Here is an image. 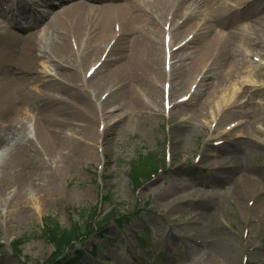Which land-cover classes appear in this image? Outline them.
<instances>
[{"label":"bare ground","instance_id":"obj_1","mask_svg":"<svg viewBox=\"0 0 264 264\" xmlns=\"http://www.w3.org/2000/svg\"><path fill=\"white\" fill-rule=\"evenodd\" d=\"M4 6L8 10L4 11ZM180 18L183 23L178 26L176 21ZM167 22L172 49L180 37L193 35L178 51L171 52L169 73L165 59L166 33L162 30ZM117 26L118 39L115 38ZM72 38L78 45L77 52L69 43ZM111 40L115 42L109 49ZM191 45L196 47L190 48L193 50L190 52L187 49ZM254 52L258 54L255 57L264 59V0H0V186L15 178L18 188L13 197L23 201L28 189L57 182L52 158L61 157L65 163L66 154L69 164L78 156L91 159V147L74 142L65 131L81 123L86 139H93L96 130L93 115L104 120L115 116L133 121L152 105L161 106L164 111L166 97L173 102L182 92L190 98L175 103L173 111L189 113L190 119L207 115L209 107L216 103L217 87L227 81L234 82L248 66L259 69L258 78L264 81V68L246 60V55ZM94 61L99 63L91 67L94 68L91 74L90 67L83 77L76 70L83 71ZM40 63H49L50 72L41 75ZM200 75L202 79L197 87L189 89ZM159 82H163L162 89L156 87ZM207 88L203 96L201 93ZM103 89L107 95L100 101ZM260 89L264 91V84ZM181 95L177 99L184 97ZM196 97V104L181 109ZM243 97H249V90L244 91ZM242 107H232L218 120L216 128L219 130L227 119L238 121L243 117L246 121L239 125L240 130L251 134L256 141L258 135L264 134L257 126L264 124V108L250 112L253 108ZM110 108L114 110L107 115ZM211 115L216 119L215 111ZM29 123L37 141L30 136ZM247 148L243 150L236 142L224 152L231 162L238 164L223 170L222 183L235 188L240 206L244 201L237 195L239 190L246 187L255 194L259 192V184L264 183V175L256 172L261 177L256 178L244 169L255 153L254 147ZM41 149L49 160L39 153ZM221 162L224 160L218 161ZM220 201L198 203L194 208L196 216L210 220L218 212L227 214ZM258 203L253 208L264 207V197H258ZM245 216L248 217V211ZM29 217L26 207L18 210V221ZM200 235L201 240L206 239L207 234ZM208 238H211L209 242L192 248L205 247L213 256L221 254L236 264L242 254L241 246L229 243L219 232L213 231Z\"/></svg>","mask_w":264,"mask_h":264},{"label":"rangeland","instance_id":"obj_2","mask_svg":"<svg viewBox=\"0 0 264 264\" xmlns=\"http://www.w3.org/2000/svg\"><path fill=\"white\" fill-rule=\"evenodd\" d=\"M6 9L7 6L4 7ZM170 19L171 16L168 21ZM176 22L183 23V20L180 18ZM118 28L116 39L120 36ZM162 30L167 33L164 25ZM188 35L192 36L180 37L172 44L173 47L180 46ZM114 42L110 41L109 49ZM69 43L77 52L74 38ZM193 46L196 47L191 45L187 50L193 51L190 50ZM109 49L103 54L102 61ZM255 54L246 55L247 62L264 68V63L257 61L262 57L257 58ZM95 63L99 62H91L83 71L81 68L76 70L83 77L84 71ZM50 69L49 63H40L38 72L42 75ZM257 70L248 66L234 82L227 81L217 87L216 103L209 107V115L190 119L189 113H181L178 109L165 112L161 106L152 105L143 116L133 121L115 116L104 120L93 115L98 134L95 130L91 140L84 136L81 123H76L71 131L66 130V135L74 142L91 147L92 158L82 153L83 156H78L71 164L66 154L65 163L61 157L52 158L51 167L57 171V182L53 181L50 186L48 183L45 186L37 184V187L28 189L23 201L13 197L18 188L15 178L0 186V264H53L57 248L45 238V233L54 224L62 229L87 231V237L71 249L64 250L58 259L59 264H68L69 260L77 257L76 252H81V257L72 264H234L221 254L213 256L205 247L192 248L193 245L201 247L202 242H209L211 238L207 237H211L213 231L219 232L229 243L242 247L236 264H264V207H252L254 210L251 212L247 205L248 202L253 205L256 202L257 205L258 197H264V183L259 184V192L255 194H251L246 187L239 190L237 195L244 201L240 206L235 198V188L223 184L221 179L224 169L238 164L224 154L236 142L243 150H248L247 147L255 149L252 160L244 169L256 178H261L258 174L264 175V134L258 135L255 141L251 134L236 127L230 141L222 148H214L211 144L218 139L214 132L216 122L211 115L213 111L217 113L216 118L221 119L238 105L248 110L253 108L250 112L257 107L256 110L264 108V91L260 89L264 81L258 78ZM197 82L189 89H195ZM157 86L162 89L163 82L157 83ZM246 90H249L248 98L243 97ZM105 91L100 92V101L106 97ZM207 91L208 88L201 94L204 96ZM182 95L185 96V92ZM177 97L173 102L169 100V106L182 100ZM197 102L196 97L181 109H189ZM113 110L108 109L106 114L111 115ZM235 121L227 119L221 127L233 122L240 125L246 119L242 117ZM257 126L264 130V124ZM29 131L37 141L32 123H29ZM41 150L39 153L45 156L44 150ZM147 155L157 157L158 169L149 177L137 180V185L131 169L136 161ZM198 157L201 159L199 162ZM44 158L49 160L47 156ZM221 159L224 162L218 163ZM21 181L24 183V179ZM216 199L221 200L220 204L227 214L218 212L210 220L196 216L194 208L198 203L209 204ZM23 206L30 211L31 217L18 221L17 212ZM245 211H248V217ZM119 214L129 215V220L117 216ZM113 215L114 220L121 221L120 230L114 222L101 229L103 220ZM157 220H163V223ZM8 221L13 223L8 224ZM147 228L156 231L148 232ZM200 233L207 234L206 239L201 240ZM66 257L69 259L65 260Z\"/></svg>","mask_w":264,"mask_h":264},{"label":"trees","instance_id":"obj_3","mask_svg":"<svg viewBox=\"0 0 264 264\" xmlns=\"http://www.w3.org/2000/svg\"><path fill=\"white\" fill-rule=\"evenodd\" d=\"M156 159L157 157L155 158L154 155H147L140 158L137 162L134 163V166L132 167L131 171L133 172V178L136 182L139 179L142 180L143 178L149 177L151 174L157 171L158 161ZM137 185H139L138 182ZM107 220H109V218H106L104 221L106 222ZM78 232L79 230L76 228L62 229L59 225L54 224L45 233V238L56 246V255L58 257V255L62 254L65 248L70 246L74 240H77L80 236H82L80 234L84 233V231L82 233ZM17 249H15V252L17 251ZM57 257L54 258L55 260L53 259V264H57Z\"/></svg>","mask_w":264,"mask_h":264}]
</instances>
